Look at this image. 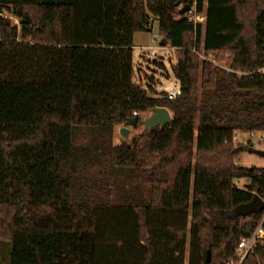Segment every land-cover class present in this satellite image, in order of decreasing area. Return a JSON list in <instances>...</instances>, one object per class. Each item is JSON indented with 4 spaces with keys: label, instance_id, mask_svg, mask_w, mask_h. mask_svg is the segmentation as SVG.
Returning <instances> with one entry per match:
<instances>
[{
    "label": "trees",
    "instance_id": "1",
    "mask_svg": "<svg viewBox=\"0 0 264 264\" xmlns=\"http://www.w3.org/2000/svg\"><path fill=\"white\" fill-rule=\"evenodd\" d=\"M155 21L174 49V100L135 81L134 35ZM261 68L264 0H0L9 264H225L264 214L234 213L264 200V166L237 162L254 143L234 140L264 135ZM157 106L170 125L114 144ZM242 264H264V240Z\"/></svg>",
    "mask_w": 264,
    "mask_h": 264
},
{
    "label": "rangeland",
    "instance_id": "2",
    "mask_svg": "<svg viewBox=\"0 0 264 264\" xmlns=\"http://www.w3.org/2000/svg\"><path fill=\"white\" fill-rule=\"evenodd\" d=\"M4 15L8 16L5 12ZM13 24H20L17 18H12ZM203 21V20H202ZM161 38L159 36V22L153 23V30L137 32L134 35V46H133V67L135 70V81H139V85L146 89L149 94L153 95L154 89L157 91V95H161V92L167 91L175 80L174 66L176 64L174 58V49H169L167 46H161ZM150 47V48H149ZM142 66L143 69L152 78H143L140 84V79L137 75L139 74L138 68ZM149 85L151 87H149ZM153 87V88H152ZM151 111L138 112L133 116L139 118V124L136 127L130 126L131 133L127 140L119 132V128L124 124L115 128L114 144H119L122 140L130 141L133 135L144 132V126L141 123L142 120L150 115ZM172 113V112H171ZM258 136L260 134H257ZM249 133H239L238 141H244L250 139ZM255 149H264L263 142H259V138L253 139ZM241 166H264V159L252 152H243L237 160ZM247 183L246 179L237 180L236 184L242 188ZM10 241L0 240V264H9L10 261Z\"/></svg>",
    "mask_w": 264,
    "mask_h": 264
},
{
    "label": "water",
    "instance_id": "3",
    "mask_svg": "<svg viewBox=\"0 0 264 264\" xmlns=\"http://www.w3.org/2000/svg\"><path fill=\"white\" fill-rule=\"evenodd\" d=\"M190 10V6H185L181 9V13L184 14ZM21 22V21H20ZM161 46H165V41L161 40ZM173 121V114L167 107H154L151 110L150 115L141 121L144 126V131H147L151 128H164L167 125H170ZM139 124V118L137 116H131L127 119L124 126L119 128L120 134L123 135L125 140L128 139L129 134L131 133L130 126L136 127ZM253 153L260 156L264 159V149H253ZM264 212V200H262L258 195H255L252 201L244 204L238 205L235 210V216H250L253 214H260ZM211 255L210 252L207 254V262H210Z\"/></svg>",
    "mask_w": 264,
    "mask_h": 264
},
{
    "label": "built area",
    "instance_id": "4",
    "mask_svg": "<svg viewBox=\"0 0 264 264\" xmlns=\"http://www.w3.org/2000/svg\"><path fill=\"white\" fill-rule=\"evenodd\" d=\"M191 11H189V15H191ZM195 21L204 20V17L202 16H194ZM161 45V44H160ZM169 49H173L172 47L168 46ZM150 48V47H149ZM203 59L210 60L213 64L222 66L223 68L233 71L230 68L222 65L221 63L215 61L213 58H207L203 54H200ZM258 72L264 73V68H261L258 70ZM235 73H238L239 75L248 74L246 72H240L237 71ZM182 93L181 83L178 79L175 78V80L172 82L171 86L166 91V97L169 100L176 99L179 95ZM258 133L252 132L250 134L251 140L259 138L260 143H264V135H257ZM234 140H238V135L235 133ZM261 240H264V214L260 221V223L257 225L253 233L249 237L242 238L240 242L237 245V248L235 250V254L225 263V264H242L246 257L249 255L250 252H252L257 245L261 242Z\"/></svg>",
    "mask_w": 264,
    "mask_h": 264
},
{
    "label": "crops",
    "instance_id": "5",
    "mask_svg": "<svg viewBox=\"0 0 264 264\" xmlns=\"http://www.w3.org/2000/svg\"><path fill=\"white\" fill-rule=\"evenodd\" d=\"M140 69V70H139ZM138 70H139V74L137 75L139 78H141L140 79V84L142 83V80H143V78H145V79H148V78H152V76H149L147 73H146V71L143 69V67L142 66H140L139 68H138ZM136 74V73H135ZM138 83H139V81H137ZM149 87H151L150 85H149ZM153 88V87H152ZM156 90L154 89V92H153V94H154V96L156 95Z\"/></svg>",
    "mask_w": 264,
    "mask_h": 264
}]
</instances>
